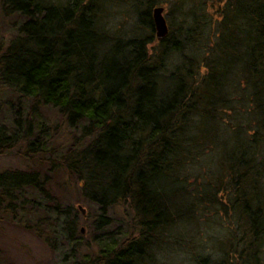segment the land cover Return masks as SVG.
<instances>
[{
    "label": "trees",
    "instance_id": "trees-1",
    "mask_svg": "<svg viewBox=\"0 0 264 264\" xmlns=\"http://www.w3.org/2000/svg\"><path fill=\"white\" fill-rule=\"evenodd\" d=\"M164 5L168 33L157 39L152 13ZM119 6L131 28L118 33L106 12ZM0 8L20 19L0 40V91L16 97L0 101V155L18 144L29 158L43 155L40 168L0 172V219L51 249L66 246L57 264H146L159 238L225 195L242 236L216 264H262L264 0H0ZM48 109L70 130L68 143L52 142ZM55 178L56 189L74 183L89 204L92 252L81 251L77 231L85 209L58 199ZM115 209L127 223L110 231Z\"/></svg>",
    "mask_w": 264,
    "mask_h": 264
},
{
    "label": "rangeland",
    "instance_id": "rangeland-1",
    "mask_svg": "<svg viewBox=\"0 0 264 264\" xmlns=\"http://www.w3.org/2000/svg\"><path fill=\"white\" fill-rule=\"evenodd\" d=\"M118 8L121 9H116V11L109 9L106 12L109 26L117 30L118 33L120 31H129L131 22L126 19V11L121 6ZM163 14L164 16L166 15L165 5ZM19 22L20 19L16 15L4 14L0 8V40L6 41L11 38L15 34ZM2 100L15 102L16 97L4 95L1 92L0 101ZM43 114H45L48 121L47 123L53 137L52 142L55 145L68 143L70 130L63 124L58 113L53 109H48ZM42 158L43 155L40 157L36 156L33 159L25 156L24 145L18 144L6 154L0 155V172L40 168L42 163L39 160H42ZM203 163L206 166H203ZM207 167L208 157L201 158V169L204 170V173H208ZM57 177L59 182L65 178L62 175ZM207 177L209 178V176ZM56 180L55 178L52 181V186L53 192L57 194L58 199L63 204L72 205L76 210L85 209L83 212L78 213L77 231H80L82 236L81 251L83 253L92 252L96 244L93 242L92 237L94 233L92 224L94 215L89 210V204L79 196L76 184L72 183L70 187L59 188L58 190L54 187ZM190 190L192 189L190 188ZM223 196H219V198H222L221 200L218 198L220 202L216 208L200 209L202 211L200 214H194L195 212L193 211V213L187 215L189 219L187 220L188 226L186 228L175 229L176 231H170L166 236H162L161 240L159 238L154 248V260H147L146 264H196L197 259L202 256L208 257L209 264H216L223 259L224 246L226 251L234 255L235 247L242 236V229L237 226L236 212L231 211L229 203H227V196ZM112 215L115 218V222L108 230L115 231L118 225L127 223L125 217L122 218L121 209H115ZM122 225L121 227H123ZM124 230L122 229V231ZM133 232L136 231L133 230ZM230 240L233 241V247L229 246L228 241ZM64 253H69L66 246H61L58 243L56 249H51L43 238H39L24 229L17 222L9 221L6 218L0 219V264H57L63 259ZM261 259L262 264H264V252L261 254ZM227 262L229 264L238 263L235 257H229Z\"/></svg>",
    "mask_w": 264,
    "mask_h": 264
},
{
    "label": "water",
    "instance_id": "water-1",
    "mask_svg": "<svg viewBox=\"0 0 264 264\" xmlns=\"http://www.w3.org/2000/svg\"><path fill=\"white\" fill-rule=\"evenodd\" d=\"M163 11L164 8L162 6H157L152 13L157 39L165 37L168 33V26Z\"/></svg>",
    "mask_w": 264,
    "mask_h": 264
}]
</instances>
